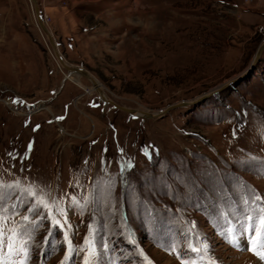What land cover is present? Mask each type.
<instances>
[{
  "label": "rangeland",
  "instance_id": "1",
  "mask_svg": "<svg viewBox=\"0 0 264 264\" xmlns=\"http://www.w3.org/2000/svg\"><path fill=\"white\" fill-rule=\"evenodd\" d=\"M36 1L64 63L113 104L189 105L148 120L102 102L68 76L30 1L0 0L2 264L22 258L7 250L13 229L30 264H95L90 225L108 246L101 264H264L241 227L264 207L252 199L264 197V49L243 76L264 43V0ZM30 193L46 219L27 211Z\"/></svg>",
  "mask_w": 264,
  "mask_h": 264
},
{
  "label": "snow or ice",
  "instance_id": "2",
  "mask_svg": "<svg viewBox=\"0 0 264 264\" xmlns=\"http://www.w3.org/2000/svg\"><path fill=\"white\" fill-rule=\"evenodd\" d=\"M30 148H31V145H29V149ZM30 195H32L34 198L33 206L29 207L27 211H29L30 213H33L34 215L37 212H39V218L41 220L46 219L47 217L45 216L43 211H41V208H48L49 206L48 204L43 203V199L41 198V193H30ZM252 199L254 201H264V197H261L259 194H256V193H252ZM50 203L51 205L54 206V209H55L54 211H52V209H49V211L52 212L51 218L56 225H59L60 221L56 218L57 215L64 214L66 216V213H64V210L61 209L56 204L55 200H51ZM7 211L8 209L4 208L2 211H0V215H2L3 213H7ZM23 219L27 221L29 220V217L24 216ZM33 223L35 224V220H33ZM191 224H192V228L197 227L195 222H191ZM259 226H264V207H261L259 211L256 212L255 214L247 215L245 217L244 224L241 225L244 233L249 234L248 235L249 248L244 249V250L252 251L261 261H264V229H262ZM89 227H90V235L92 236L91 244H92V247L95 249L93 258L95 260V264H101L102 252L107 251L108 246H107V243L98 244L95 239V235H94L95 230L92 229L91 225ZM12 232H13V236L9 238L8 243H7L8 252L10 254L19 255L22 257L19 260V264H30L31 250L29 246H26L27 241H25V245L22 246L19 251L16 250V246H15V239L23 240L25 237V233L23 231L16 232V230L14 229L12 230ZM27 235H28V241H30L32 238L31 234H27ZM256 237H260L259 241H257ZM65 240L67 241L69 245V250L71 251L72 250L71 248L72 240L70 237H68L67 231L65 232ZM84 243L88 244L89 239L86 238ZM229 243H231L234 247H239V237L234 235V230H233V235L229 237ZM4 248H5V243H4V238H3V230L0 229V252H2ZM197 249L200 250L202 257L210 253V249L208 248L207 244L204 243L203 241H201L200 244L191 248L192 251H197ZM141 255H143V253H141ZM180 258L182 261L186 259V257L183 254H180ZM69 259H71V257H69L68 253L66 252L65 260H69ZM145 259L147 258L145 257ZM0 264H2V260H0ZM62 264H64V261H62ZM83 264H89V260L87 256L84 257Z\"/></svg>",
  "mask_w": 264,
  "mask_h": 264
},
{
  "label": "water",
  "instance_id": "3",
  "mask_svg": "<svg viewBox=\"0 0 264 264\" xmlns=\"http://www.w3.org/2000/svg\"><path fill=\"white\" fill-rule=\"evenodd\" d=\"M31 5L33 6V10H34V13H35V17H36V22H37V25L40 27L41 31L47 36L48 38V42L50 44V47L52 48L54 54L56 55V57L58 58V61L63 65V67L66 69V71L68 72V74L70 72H74V73H77L78 75L82 76V77H85L86 79H88L89 81H91V83L93 85H95L94 83V80H93V77L91 75H89L86 71H84L83 69L81 68H76V67H70L68 65H66L62 59V57L60 56L58 50H57V46L51 36V34L49 33L47 27L43 24V16L41 14V11L39 10V7H38V4H37V1L36 0H29ZM263 49H264V43L259 47L250 67L246 70V72L243 74V76H245V74H248L250 73L256 63L259 61L260 59V56L263 52ZM66 79V78H65ZM214 93H212L213 95ZM209 96H211L209 94ZM208 96V97H209ZM207 97H202L199 101L197 102H200L201 100H204L206 99ZM104 103H109L111 104L114 108H119L120 110L130 114V115H134V116H137V117H140V118H144V119H155V118H160V117H163L165 114H167L169 111L171 110H174V109H177V108H182V107H185L187 105H189L188 103H185V104H177V105H172V106H169L167 107L165 110H163L160 114H152V113H139V111H135V110H131V109H126V108H123V107H119L115 104H113V102H111L110 100L108 101H103ZM195 102V103H197Z\"/></svg>",
  "mask_w": 264,
  "mask_h": 264
},
{
  "label": "bare ground",
  "instance_id": "4",
  "mask_svg": "<svg viewBox=\"0 0 264 264\" xmlns=\"http://www.w3.org/2000/svg\"><path fill=\"white\" fill-rule=\"evenodd\" d=\"M43 24H44V21H43ZM45 25V24H44ZM56 56V55H55ZM57 58V57H56ZM57 60H58V58H57ZM60 63V62H59ZM73 75H77V76H79L77 73H74V72H70L69 74H68V76H73ZM67 76V77H68ZM94 80V79H93ZM91 82V81H90ZM94 84L95 85H93V86H95L96 88H94V89H96V91H97V93H98V95H99V97H100V99H101V101L103 102V101H108V99L105 97V95H104V93L102 92V90L99 88V87H101L99 84H97V82L94 80ZM139 113H141V112H139ZM143 113V112H142ZM159 114V113H158Z\"/></svg>",
  "mask_w": 264,
  "mask_h": 264
}]
</instances>
